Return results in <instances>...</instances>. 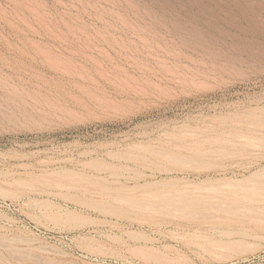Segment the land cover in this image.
Returning <instances> with one entry per match:
<instances>
[{"label": "rangeland", "instance_id": "rangeland-1", "mask_svg": "<svg viewBox=\"0 0 264 264\" xmlns=\"http://www.w3.org/2000/svg\"><path fill=\"white\" fill-rule=\"evenodd\" d=\"M263 171L264 0H0V264H264Z\"/></svg>", "mask_w": 264, "mask_h": 264}, {"label": "bare ground", "instance_id": "bare-ground-1", "mask_svg": "<svg viewBox=\"0 0 264 264\" xmlns=\"http://www.w3.org/2000/svg\"><path fill=\"white\" fill-rule=\"evenodd\" d=\"M161 153V152H160ZM160 153H157V152H155V154H160ZM172 156V155H171ZM164 157V156H163ZM174 158H176L175 156H174ZM176 161L178 160V159H175ZM142 161V160H141ZM172 161H174V159H172ZM180 161V160H179ZM197 162V161H196ZM264 172V171H263ZM255 174H252V176H251V178L254 180L255 178H257V176H260L261 175V177H262V179L264 178V174L263 173H259V172H254ZM255 177V178H254ZM261 177H258L259 179L261 178ZM250 178V177H249ZM250 178V179H251ZM250 179H249V181H250ZM246 180V179H245ZM247 180H248V178H247ZM264 189V188H263ZM258 208V207H257ZM262 208V207H261ZM108 211L110 210L111 211V209H107ZM104 211H106V209L104 208ZM107 212V211H106ZM110 213V212H109Z\"/></svg>", "mask_w": 264, "mask_h": 264}]
</instances>
